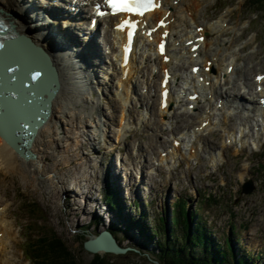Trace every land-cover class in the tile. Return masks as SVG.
Listing matches in <instances>:
<instances>
[{"label": "rangeland", "instance_id": "374dc122", "mask_svg": "<svg viewBox=\"0 0 264 264\" xmlns=\"http://www.w3.org/2000/svg\"><path fill=\"white\" fill-rule=\"evenodd\" d=\"M231 1L232 5L227 6L221 13H227L229 22L232 23L234 29L226 30L220 39L228 41L234 37V41L228 50L219 53L223 56L225 66L231 59H237L238 71L221 87L232 93H242L241 89L244 90L242 83L244 81L251 83L256 70L264 71V19H260L263 13L261 15L248 13L250 6L247 3L250 2ZM215 3L217 0H205L202 9L198 11L200 20H204L207 16L211 19L216 18L220 11L215 10ZM257 16L259 17L257 18ZM251 21L253 24L249 28L248 24ZM176 28L182 33L186 32L183 25L176 24L174 31L177 33ZM216 49H219L217 45L210 46L208 54L211 56L218 52L219 50L216 51ZM101 53L103 55L101 60H109L107 54L102 51ZM136 55L138 58L141 56L138 51ZM180 64H185V67L182 66L184 71L189 70L190 64H186L184 60ZM224 68L222 67V70ZM92 69L94 68L92 67ZM100 74L101 76L96 79L103 81L104 74L102 72ZM135 77L136 79L132 80V85L138 84L136 85L138 86L136 96L139 97V94L142 93V100L147 103L148 107L141 105L142 101H138V98L131 97L134 105L132 103V110L128 108L129 130L121 135L119 127L123 105L116 97L115 87L109 94L105 93L106 98L103 99L100 95L101 102L98 99L97 107L92 114L84 118L87 126L79 128L80 137L75 145L78 148L75 149L73 145L67 152L71 162L67 164L64 159L62 163L58 161L61 164L56 169V173H60L58 175L60 178L56 179L55 188L49 187L50 181L47 180L41 183L31 181L30 187H26L23 177L16 173L5 178L0 176V191L8 195L12 194L13 209L18 223L20 224L18 215L21 212L24 220L29 224L26 226L27 237L37 246L33 249L37 251L34 255V258H38L37 264H40L41 249L39 245L44 238L47 240L53 237L62 238L70 250L79 255L82 264L89 262L94 257L95 254L87 251L83 247V243L98 234L103 228L108 227L105 220H100L99 213L104 216L113 215L108 212L105 202L101 199L103 195L101 193L105 188H108L106 186L108 180L113 181L114 185L120 188L122 197L128 201H138V198L151 201L154 207H151L149 211L152 213H154V208L158 211L162 210L166 206L165 202L171 204L176 199V195L195 200V203L202 202V207L204 206L205 210H200V212L203 220L207 221L206 229L208 231L210 229L209 233L223 245L225 239L231 235L230 230L233 229L240 240L238 244H234V240H232L236 253L238 250L246 252L251 249V255H258L259 259L261 258L259 254L263 255L260 262L264 264V152L262 151L264 144L259 152L252 151L253 148L250 145L237 148L234 143L226 144L229 131H233V128L235 131L238 130V122L250 123V129H253L255 119L253 111L246 112L235 109L234 103H230L233 107L230 105L228 107L235 114L231 117L227 115L229 121L225 124L228 126L224 128L221 125L224 123V117L221 115L215 119L216 123L213 129L205 131L198 138V142L202 143L203 141L204 148L208 152H200V155H207L205 158L199 156L195 159V157H190V154L185 150V153L182 151L175 161L169 159V163H160L158 157L164 152L162 150L169 148L174 136L182 135L188 128L199 124L200 118L197 114L187 115L178 110L176 118L173 117L170 123L164 124L158 113L157 97L159 94L156 97L154 89L150 90L144 87L143 84H146V80L143 81V84L138 83V80H142V76ZM96 91L97 94L100 93L99 89ZM107 97H109V103H107ZM142 106L145 109L147 107L145 116L141 115ZM123 111H126V107ZM106 120H110V122L106 123ZM81 134L83 138H81ZM46 138L48 139V137ZM80 139L82 143H79ZM66 148L64 147L63 152L67 150ZM221 148L224 150V152L221 151L225 154V160L220 158L221 160L216 166L210 156L213 151L216 152ZM61 150L55 149L54 151L58 159L62 158ZM69 153L71 154L69 155ZM54 162L55 160L51 158L46 163L51 165ZM222 163L227 164L221 168ZM138 166L143 167L144 178L140 184L145 185L140 187L135 184V188L129 190L131 185L139 183L135 178ZM150 168L156 173V181L152 179L154 175L148 173ZM122 170H124L123 173ZM82 175L87 179H83ZM125 175L126 177H124ZM242 175H244L243 179ZM42 179L43 177L39 178L40 181H43ZM158 180H161V184ZM166 181L175 182L177 185L167 184ZM79 183L81 186L77 188ZM246 185L252 189L246 192L244 190ZM73 186H76L74 189L80 194L70 191ZM155 186L156 188H154ZM194 187L201 188L203 195L194 196ZM173 188L175 192L169 193ZM86 190L92 191L87 198L84 192ZM210 192L215 199L207 204L208 201H206L204 193ZM203 196L204 198H202ZM92 205L94 208L90 209ZM72 208L73 210L78 208L79 214H75ZM154 217L157 216L154 215ZM91 219L95 220L96 224L91 225L89 223ZM115 223L119 224L117 221L113 222L117 228L116 237H118L120 246L127 247L128 250L123 254L101 253L102 256L112 260L114 264H162L159 258L161 247L158 239L163 238V235L155 239L149 236L147 245L144 246L141 231H135L133 228L126 231L124 228L116 226ZM136 233L139 234L135 235ZM16 241L18 245L19 242ZM165 241L163 242L165 243ZM19 253L21 252L18 251ZM27 263L32 264L30 261L25 264ZM255 263L258 264V259Z\"/></svg>", "mask_w": 264, "mask_h": 264}, {"label": "bare ground", "instance_id": "6f19581e", "mask_svg": "<svg viewBox=\"0 0 264 264\" xmlns=\"http://www.w3.org/2000/svg\"><path fill=\"white\" fill-rule=\"evenodd\" d=\"M47 1L48 0H45V2ZM203 1L204 0H179V1L164 0L163 7L160 10H156L152 13H149L146 17V20L152 21V24L156 25V20L158 18H161L162 16L168 14L167 19H170L171 22L169 26L166 28L171 30V36H174V39L172 40L173 41L178 40L184 43L187 42L188 40L187 39L181 40L182 35L180 34H178L177 36L174 35L175 34L174 30L176 27L175 25L176 23H178L179 26L181 24H186V26L189 27L191 26V21L194 24H196V22L200 23L197 12L199 8L202 6ZM45 2L43 0H0V8H2L4 12H9L11 14L10 15L11 17L9 18L12 19L15 24V28L17 30L16 33L20 34V32H24L28 34L35 42L34 45L36 46L37 44L38 46L43 48L47 52V54L51 57L52 63L55 65L57 69V75L60 82V88L56 93V95L54 96V98L52 99L49 116L46 122L37 130V133L34 135V138H32L31 141V150L34 153H36L35 158L27 159L24 156H21L13 148L14 146L9 144L8 141L5 139V137L0 133V176L2 175L3 178H5L13 173H16L17 175L23 177L24 181L26 182L25 184L26 187L29 186V183L32 184L31 181L34 183L36 181L41 183L44 181L46 182L47 180L50 181L49 187L55 188L54 184L57 182L56 179L60 178L58 177L60 173L59 172L56 173V169L62 163L63 159L64 161H66L67 164L71 162V158L68 157L67 152L71 149V146L77 145L76 142L80 131L79 128L86 125L84 122L85 120L84 118L87 115L88 116L91 115L93 110L97 107L96 103L100 100L99 99L100 95L103 98H106L105 93L109 94V92H112L113 87H115V90H118V88L121 89V92L119 91L118 95L120 96V100L122 101L121 104L123 105V108L120 117V122H121V125L119 127L120 130L119 129L118 130L121 131L123 129V132H125L127 126L129 125V120H127V114L125 111L123 112V110L128 102H130V106L132 105L133 100H131L130 97H133L134 99L138 98V101H142L141 102L142 105L146 104L145 106L148 107L147 103H145L144 100H142L143 98L142 93L139 94V97L136 96L137 94L136 91L138 87L136 85L138 84L132 85V80L136 79L135 76L140 75L143 77V81H145L144 77L146 74V76L148 77L146 79L145 85H147L150 90L154 89V93L157 97L159 92L162 91V89H160V83H161L160 80H162V76H163L162 71L164 73V71L166 70L165 68L166 66L171 67L173 71L172 74L175 75V78H171V83H172V81L175 82V80L178 81L181 78V76L177 73V71L179 70L178 65H176V62L174 61L184 59L186 63H191L192 61L193 62L202 61L203 63H206L207 60H213V58H215L218 54V53H214L213 55H211L212 58H210L208 54V49L210 48V46L217 45L219 49L227 46V42L220 39V36L225 31V28L221 27L222 22L216 23L217 21H215L214 24H211V21H209V23L206 24L204 28V32L207 33H206V38L204 39L202 45L199 48L200 51L199 56L195 57L194 59L190 56L189 51H187L188 55L184 57L183 56L180 57L178 54L174 53L175 55H173V58H171L172 60L169 63H166L162 61L163 57H161L158 54L157 45H156L157 49L152 48L151 45L153 41L156 44H158L161 41L162 34L165 33V30L159 29L153 32L151 37L148 38L149 43H146V46L148 48H146L147 50L144 51L141 55L142 57L141 59L143 60V62L137 63L136 50L133 51L130 60L126 59L123 56L122 51L124 49V46L126 45L125 39H127V34L124 33L122 29L118 27L114 28L113 27V25H115L114 23L113 24L111 23L112 25H109L110 22L114 20L113 17H111L110 19L108 17L104 19H99V23L102 21L107 23L106 30L105 27H102L98 23L93 22V25H91L90 29L93 30L94 26H96L97 30H95V32L88 33L87 38H89V41L85 42L79 37V32L77 31V29L84 26V21H85L84 14L86 13V10L84 8H80L79 12L77 13H73V12L66 13L64 11H59L57 13H54V12H50V9L47 8L48 4H45ZM70 8L73 9L74 7L70 6ZM98 9H103V8H98ZM189 11L192 13V16L187 15ZM180 12H185L186 14V16L183 19L181 17ZM62 16H64L67 20L66 19L62 20ZM198 26L199 25L196 24L194 30L192 29V35H190L188 39L195 38L194 35ZM148 28H152V27L149 26ZM143 29H146V27ZM176 31L179 32V29L176 28ZM101 38L104 44L106 45V47H104L103 50L102 49L100 50L99 48ZM140 38H145V37L140 36ZM143 43L145 44V41ZM138 46L139 44L136 45V47ZM172 46L173 43L168 44V51H171ZM105 49H110V53L112 57L114 59L115 58L118 59V60L115 59V62L117 61L116 63L114 61L112 62L113 64L115 63V65L112 67L115 70V72L112 74H110L112 71L109 72L107 74L108 76H106L105 74V79L102 82H99V80L95 82L93 80L94 78L91 71L92 67L95 69V70L93 69V73L97 75L96 77L101 76L100 74L101 72L106 73L107 63L101 60V55H102L101 51H103L104 53ZM23 50L26 52L28 51L30 52L32 48H30L29 45L27 46V48L24 45L19 46V48L15 50L16 52L18 51L16 56L23 55L22 54L24 52ZM28 56L30 59L29 60L30 64L37 62V58L35 55L28 53ZM154 60L158 62V64H153ZM223 60L224 59L222 57H219V62L214 60V64L211 66L212 71L210 73L207 72V74L210 75V79L215 80L210 86L207 87H205V85L200 86L199 84H195V80L194 81L190 80V82L189 79L182 80L183 83L185 82V85L180 87L182 88V90L179 89L176 92L177 94L171 93L169 95L167 100L168 106L165 108H162L161 96L157 97V99L159 100L158 113L159 115H161L160 116V118H162L161 120H164L163 121L164 124L170 123L173 117L176 118L179 112L177 111V109L182 110L183 106L186 107L188 105V102L186 100H188L187 98L191 94L190 91L191 88L193 91L195 90V92H199L202 95V97L205 96L206 92L208 91H211V93L213 92L215 95L219 94L220 98H226L228 96L227 91L226 93L224 91H219L217 89L218 80H219L217 77L220 75L221 67L225 65L224 63H222ZM144 61H145V66H143L140 69L141 66L140 64L144 63ZM235 63L236 61L232 60L229 64H226V66H224L225 67L224 72L226 71V69L230 64H235ZM159 65L162 66V71L160 70V73L158 74V70H156V68H158ZM117 66H119V69L121 71L117 69ZM126 69L129 70L128 76L126 77V79L123 80L122 79V77H124L123 71H125ZM237 71L238 68L235 67L233 72L231 73V77L234 74H236ZM14 73L15 71L12 70V74ZM200 74H202V70H200ZM187 77L190 76L187 75ZM116 78L117 79L119 78L118 82L122 80L123 81L122 84L118 83L117 86V84H115V81L117 80ZM143 81L138 80V83L143 84ZM171 83L169 84L170 86ZM99 86H102V92L97 94L96 89H98ZM176 86L177 84L175 82V88ZM180 92L182 93V95L179 94ZM215 95L211 100L206 99L207 103L205 105L208 108H211L212 101L215 100ZM240 97L241 98L244 97L243 94H240V96H235V99H238ZM201 102L202 99L194 101L195 111L193 113L192 112L190 113V111H184L183 113L188 115L197 114L198 118H201L200 120L201 123L202 120H205L209 115L212 116L213 115L212 113L217 111V108L213 110L211 109L212 112L210 114H206L205 108ZM107 103H109V97H107ZM132 109L133 107H131V110ZM262 112H264V110H262ZM213 119H215V117ZM123 121L124 124L122 125ZM109 122L110 120H106V123ZM261 124H263V127H261V132H264V123ZM213 126H214V122L212 121L211 123L210 121L209 125L204 128V131H209ZM244 128L245 127H243V129H241L240 131H235V130L230 131L228 136L231 139L233 138L235 143L236 142L239 144H243V142L246 143L247 139L251 138L250 137L251 133H246ZM199 129L193 130V136H194L193 138L195 137L197 138L198 135H200L201 130ZM73 133L74 136L71 137ZM254 134L255 136L256 135L258 136L261 133L256 132ZM46 137H48V139ZM69 139H75V140H69ZM174 139H178V138H176L175 136V138H173L172 141H174ZM240 140L242 143L239 142ZM254 141L258 143L259 142L258 137L254 138ZM80 142L81 139L79 143ZM181 145H179L178 147H173L171 145L172 147L169 150L168 155L166 157L159 156L158 160H160L162 163H169V159L175 160L178 156H180V154L183 151ZM64 147L65 148L67 147L66 148L67 150H65V152H63ZM74 148L77 149L78 147L75 146ZM190 148L191 149L195 148V153L190 154V156L193 157L198 156L199 145L193 142V144L190 145ZM55 149H59V150L62 149L61 159L56 158L55 155L56 153L54 152ZM70 154L71 153H69V155ZM51 158L55 160V162L49 165L46 162ZM58 161L61 163H58ZM121 172L123 173L124 170H122ZM52 173L55 174L53 175ZM40 177H43L42 179L43 181L39 180ZM124 177H126V175ZM82 178L87 179V177L86 176L84 177V175H82ZM142 179L139 181V183H134L133 186L131 185L129 190L135 188L136 185L140 187L141 185H145L142 183L140 184ZM79 186H81L80 183L78 184V187ZM13 204H14V199L11 196L9 197L7 193H3L2 191H0V264L21 263V253L18 254V249L16 246L17 245L16 240H18L17 235L19 234L16 226H18L19 223L17 221V216L13 209ZM73 212L75 214H79V209L78 208L74 209ZM11 251L13 255L16 256H12L11 258L10 255ZM7 253H9V255H7ZM15 259H17L18 261H16Z\"/></svg>", "mask_w": 264, "mask_h": 264}, {"label": "water", "instance_id": "95a60500", "mask_svg": "<svg viewBox=\"0 0 264 264\" xmlns=\"http://www.w3.org/2000/svg\"><path fill=\"white\" fill-rule=\"evenodd\" d=\"M18 38L25 43L26 48L29 45L32 50L30 52L23 50V55L16 56L18 52L15 51L16 40L9 43L7 41L0 49V123L10 121L14 126L10 133L16 138L14 144L19 153L23 156L35 157L30 151V145L36 129H31L32 125L29 127L27 122L31 120L37 123L35 127L37 128L46 120L52 99L60 88V82L57 69L49 55L37 44L35 46V42L28 34H20ZM28 53L35 55L37 62L30 64ZM10 69L15 73L12 74ZM44 112L47 115H43ZM251 189L249 185L244 188L246 192ZM83 247L95 254L84 264H89L96 256H102V252L123 254L128 250L126 247H121L108 231H102L85 240ZM76 256L80 262L77 253Z\"/></svg>", "mask_w": 264, "mask_h": 264}, {"label": "trees", "instance_id": "16d2710c", "mask_svg": "<svg viewBox=\"0 0 264 264\" xmlns=\"http://www.w3.org/2000/svg\"><path fill=\"white\" fill-rule=\"evenodd\" d=\"M253 1L263 2L264 4V0ZM107 196L110 204L118 208L112 190L109 191ZM178 208L175 211L174 223L168 228L169 235L165 223H161L166 222V220L160 217L157 221L158 226L156 227L157 231L155 228V234L150 235L143 226H140V229L138 228L148 237L154 238L155 235H158L159 238L163 235V238L158 239L161 247L159 258L162 264H256V260L249 250L246 252L238 250V253H236L232 238L239 240V237L233 229L231 230V236L226 238L227 240L225 239L222 245L206 229V222L202 217L193 225L195 215H192L189 219L185 207L179 206ZM110 229L115 234V228L112 226ZM164 240H166L165 243ZM143 244L146 245L145 242ZM40 248H44L45 259L48 254L47 259L53 264H80L76 254L70 250L62 238L53 237L48 239L47 242L41 244ZM89 264L114 263L104 256H96Z\"/></svg>", "mask_w": 264, "mask_h": 264}, {"label": "snow or ice", "instance_id": "6c2138e0", "mask_svg": "<svg viewBox=\"0 0 264 264\" xmlns=\"http://www.w3.org/2000/svg\"><path fill=\"white\" fill-rule=\"evenodd\" d=\"M106 3L110 6L113 13L118 12H127V13H134L138 15H144L145 12L151 10L152 8L156 7L154 0H106ZM127 25L133 31L135 30L136 24L130 21H124L121 27ZM167 35V33H165ZM132 37V31L129 32V41ZM160 51L163 53L164 45L161 43ZM258 79H264V77H258ZM166 94V93H165Z\"/></svg>", "mask_w": 264, "mask_h": 264}]
</instances>
